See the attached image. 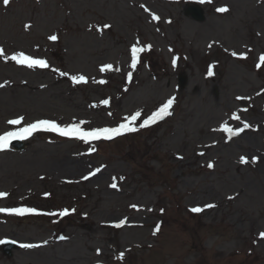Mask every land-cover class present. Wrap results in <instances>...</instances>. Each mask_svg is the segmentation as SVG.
Returning a JSON list of instances; mask_svg holds the SVG:
<instances>
[{
    "label": "rangeland",
    "instance_id": "1",
    "mask_svg": "<svg viewBox=\"0 0 264 264\" xmlns=\"http://www.w3.org/2000/svg\"><path fill=\"white\" fill-rule=\"evenodd\" d=\"M190 4L204 22L187 16ZM134 44L146 49L135 69ZM0 47V135L41 119L116 127L140 111L138 126L175 97L171 115L112 140L38 131L22 151H0V208L37 209L0 212V240L21 245L0 250V264H264V175L241 160L258 149L264 160V0H0ZM21 51L49 68L10 59ZM80 75L88 82L72 81ZM245 122L250 152L248 131H222Z\"/></svg>",
    "mask_w": 264,
    "mask_h": 264
},
{
    "label": "snow or ice",
    "instance_id": "2",
    "mask_svg": "<svg viewBox=\"0 0 264 264\" xmlns=\"http://www.w3.org/2000/svg\"><path fill=\"white\" fill-rule=\"evenodd\" d=\"M4 4L7 5L10 0H3ZM205 2V0H201V3ZM208 3H211V0H207ZM218 12H227V7H220L216 9ZM152 19L159 20V17L152 14ZM30 27V26H26ZM103 27H110L109 25H105ZM103 29H101L102 31ZM51 41H57L58 37L56 35H51L48 37ZM147 49H151V45H147ZM146 49L144 47H138L137 45H133L131 47V68L135 69L137 67V64L139 63V54ZM4 49L3 47H0V57H4ZM233 56H236L237 53L233 52ZM246 58V57H245ZM10 59L12 61H15L17 64L24 65L27 68H49V64L44 59H35L32 56L26 55L24 52H16L13 55H11ZM177 58L173 59V64L175 65ZM261 63H264V55L260 57ZM112 69V65H105L101 67V71H106ZM54 71H59L58 69H54ZM60 75L64 76L67 75V73L60 72ZM208 75H213L212 71L209 70ZM129 80L131 79V73L128 74ZM72 81L74 83H87L88 80L85 76H72ZM100 83H106V81H99ZM4 85H0V87H3ZM175 101V97L169 98L162 106L158 108L155 112H153L150 116H148L146 119H143L142 122L139 123L137 126V121L140 120L142 113L140 111L135 112L134 115L127 116L124 118L126 122L120 123L116 127H86V125H90V121H77L70 124H60L54 120H47V119H41L37 120L32 123H28L22 127H19L15 131H7L0 135V151L6 150L9 148L11 142L13 140H25L33 136L38 131H47L52 133H57L61 137H66L69 139H75L79 140L85 144H90L92 141H99L101 139L103 140H112L116 137H119L125 133H133L136 131H139L140 128L148 127L151 124H155L156 122L163 120L166 116L171 115L170 109ZM103 104L107 105L109 101L106 99L102 101ZM111 115V113H109ZM234 119H239V116H233ZM24 120V117H18L16 119H11L7 121L10 125H21ZM251 127L247 122L243 124L242 128L239 129H232L227 124H225L222 127V131L228 133L229 138L232 136H238L241 132L244 131V129H247ZM90 151H94V149H90ZM243 163H247V158H241ZM208 167H213V165L210 163ZM100 169H97L96 172H99ZM96 172L91 173L90 175H95ZM88 176H85L84 179H88ZM113 188H116L117 185L113 183L110 185ZM7 193H0V197L6 196ZM47 195V194H46ZM133 208H138L137 205H132ZM206 208H212L215 207L213 204H208L205 206ZM204 208L202 207H193L191 209L194 213L202 212ZM74 212L75 209H72ZM0 212H8L15 215H24L25 213H37L36 208H29V207H20V208H0ZM69 214L68 209H64L62 212L59 213L61 216H66ZM50 215H55V213H50ZM126 223V220H122L119 223L115 225V227L120 228ZM159 231V226L156 228V232ZM261 236L264 237V233H261ZM61 239H64V237H61ZM5 241L0 240V243H4ZM22 247L25 248H31L35 247V245L32 244H24ZM99 251V250H98ZM124 254H120V259H123Z\"/></svg>",
    "mask_w": 264,
    "mask_h": 264
},
{
    "label": "bare ground",
    "instance_id": "3",
    "mask_svg": "<svg viewBox=\"0 0 264 264\" xmlns=\"http://www.w3.org/2000/svg\"><path fill=\"white\" fill-rule=\"evenodd\" d=\"M244 131H248L247 133H249L246 138V142H245V146L243 148H245L248 152H250V150L252 151L253 147L251 145H253L252 141H253V136L250 134L251 131V128H247V129H244ZM245 137V136H242V138ZM241 139V138H240ZM25 142V141H24ZM23 142V143H24ZM231 148H234V146H230ZM252 148V149H251ZM258 153H260V150L258 149L257 151H254L253 153L250 154V156L248 157V163L251 164L252 168H253V173L255 174V179L260 182V179L262 178L261 176L264 175V160H262L261 158L258 157ZM68 169L72 170L73 172H77L78 169L77 168H74L72 166H68ZM65 171H68L67 169H64ZM92 181V183L96 184L98 182V178L93 176V177H90V175H87ZM245 189H241L240 191H237V193L235 195H240V194H243L245 193ZM108 193H113L112 190H108ZM242 219H244L245 215L242 213ZM256 222L257 220L255 218H253L252 220L250 219V233L253 232V234L257 235L255 233V226H256ZM261 238L260 235H257ZM246 243L249 244V247L253 250L252 252L254 254H256V257L255 258H259V254H258V251L256 249V246H255V242L252 241V238L250 240H246Z\"/></svg>",
    "mask_w": 264,
    "mask_h": 264
},
{
    "label": "water",
    "instance_id": "4",
    "mask_svg": "<svg viewBox=\"0 0 264 264\" xmlns=\"http://www.w3.org/2000/svg\"><path fill=\"white\" fill-rule=\"evenodd\" d=\"M188 13L193 14L196 20H199V21L205 20V16L201 8H198V7L190 8ZM187 83H188L187 75L186 74L180 75L179 85L182 90L185 89V87L187 86ZM13 248H17V246L12 243H5L1 246V249L4 252V254L10 257L13 255V250H12Z\"/></svg>",
    "mask_w": 264,
    "mask_h": 264
}]
</instances>
